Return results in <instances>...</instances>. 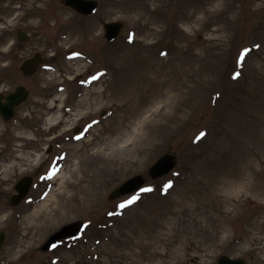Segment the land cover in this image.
I'll return each mask as SVG.
<instances>
[{"label":"rangeland","instance_id":"obj_1","mask_svg":"<svg viewBox=\"0 0 264 264\" xmlns=\"http://www.w3.org/2000/svg\"><path fill=\"white\" fill-rule=\"evenodd\" d=\"M63 1L0 0V40L22 17L33 49H61L64 80L98 81L66 122L63 177L42 205L39 190L11 204L37 155L6 157L23 147L0 122V264H264V0H98L87 17ZM105 21L123 24L108 43ZM70 50L83 57L65 60ZM90 118L99 124L74 139ZM165 153L179 163L152 180ZM138 174L151 191L112 198Z\"/></svg>","mask_w":264,"mask_h":264},{"label":"flooded vegetation","instance_id":"obj_2","mask_svg":"<svg viewBox=\"0 0 264 264\" xmlns=\"http://www.w3.org/2000/svg\"><path fill=\"white\" fill-rule=\"evenodd\" d=\"M16 16L10 18L0 40V122L8 125L5 134H9L12 143L23 147L21 153H17L19 148L13 146L6 157L16 161L23 154L37 155L34 166L15 184V191L20 182L23 187L29 185L30 191L23 203L31 200L38 190L35 197L39 200L52 192L62 170L61 147L66 122L71 115L82 111L80 105L86 103L85 96L95 84L64 80L61 49L57 44L33 49L36 43L31 44L32 33L19 26L24 20ZM65 60L70 59L65 57ZM101 113L105 114L106 110ZM91 120L94 118L86 123ZM86 123L72 129L82 132ZM94 125L89 127L90 131ZM22 139H25L23 143ZM0 159H4V155H0Z\"/></svg>","mask_w":264,"mask_h":264},{"label":"water","instance_id":"obj_3","mask_svg":"<svg viewBox=\"0 0 264 264\" xmlns=\"http://www.w3.org/2000/svg\"><path fill=\"white\" fill-rule=\"evenodd\" d=\"M64 3L76 11L83 13V14H90L98 7L97 0H64ZM105 27V34L108 39L115 38L123 28L122 22L113 21V22H106L104 24ZM177 164L176 156L173 154H164L162 155L150 168V175L153 178H158L162 175L167 174L171 171ZM145 183V178L142 175H136L126 182H124L118 189H116L112 193V198H116L119 195L124 193H128L138 189ZM29 185L22 186V182L17 184V190L19 191V195H16L12 199V204H18L20 199L25 196ZM6 235L5 233H0V251L3 247ZM218 264H246L245 261L241 258L231 259L226 255H222L218 259Z\"/></svg>","mask_w":264,"mask_h":264},{"label":"bare ground","instance_id":"obj_4","mask_svg":"<svg viewBox=\"0 0 264 264\" xmlns=\"http://www.w3.org/2000/svg\"><path fill=\"white\" fill-rule=\"evenodd\" d=\"M146 70H143L142 72H145ZM140 74H142V73H140ZM139 74V77H144V76H146V74H144L143 76L142 75H140ZM147 74H149L150 75V79H149V81H148V79H146L145 81H147V82H149V84H154V83H157L156 82V79L158 78V77H161L162 75H163V73L161 72V71H153V72H151V73H147ZM137 75V72H134V76H136ZM138 79H142V78H137L136 80H138ZM159 83V82H158ZM159 85H160V83H159ZM162 88V87H161ZM160 88V90H158L157 92H155V94L157 95V96H162L163 94H166V93H164L165 91H163V88L161 89ZM11 169L12 168H10V167H6V170H5V172H4V174L5 175H7V174H9V172L11 171ZM63 173H64V171L62 170V171H60V173H59V175H58V178H62L63 177ZM52 195H53V191L52 192H50V194L43 200V201H41L40 203H39V205H42L43 203H45V202H47L51 197H52ZM163 252H164V250H163ZM162 252V253H163ZM165 253V252H164ZM188 255H190V253H188ZM193 256V255H192ZM194 257V256H193Z\"/></svg>","mask_w":264,"mask_h":264},{"label":"snow or ice","instance_id":"obj_5","mask_svg":"<svg viewBox=\"0 0 264 264\" xmlns=\"http://www.w3.org/2000/svg\"><path fill=\"white\" fill-rule=\"evenodd\" d=\"M130 39H131V37H130ZM257 47H258V46H257ZM249 51H250L249 49H244V50L240 53V60H241V61L244 60V58H245V54L248 53ZM239 75H240V73H239V72H236V73L234 74V77H233V78H236V77H238ZM93 79H96V77H93ZM204 135H205V133L201 132V133H200V136L197 137V139H200V137H203ZM79 138H80V137H77V139H79ZM56 171H58V169H57ZM53 174H55V172H53ZM170 187H172L171 182H169L168 184L165 185V189L170 188ZM151 190H152L151 188L141 189L142 192H147V191H151ZM138 198H139L138 196H133L131 199H129V200H127V201L122 202L121 204H119L118 207H119L120 209H124V208H126L127 206L133 204ZM109 215H113V213H109ZM53 247H55V245H53Z\"/></svg>","mask_w":264,"mask_h":264}]
</instances>
